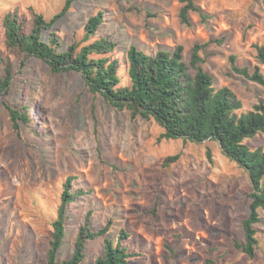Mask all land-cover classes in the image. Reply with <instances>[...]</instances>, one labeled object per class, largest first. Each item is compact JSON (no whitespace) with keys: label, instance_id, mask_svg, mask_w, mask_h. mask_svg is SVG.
<instances>
[{"label":"rangeland","instance_id":"rangeland-1","mask_svg":"<svg viewBox=\"0 0 264 264\" xmlns=\"http://www.w3.org/2000/svg\"><path fill=\"white\" fill-rule=\"evenodd\" d=\"M65 1L0 0V54L8 53L2 25L7 12L18 9L28 29L33 12L50 20ZM195 2L205 20L190 13L187 26L179 20L177 0H75L52 30L66 50L83 39L87 20L102 11L98 36L117 44L114 56L122 65L130 46L147 54L181 46L188 59L194 44L213 40L202 68L214 86L231 89L241 112L264 103V88L233 73L228 62L235 56L238 67H258L264 75L254 48L264 45V0ZM22 58H13L10 92L0 95V264H46L50 223L69 175L76 178L74 189L89 193L68 207L59 261L72 256L90 211L93 230L108 221L111 227L106 236L87 242L81 264H94L104 253V239L116 243L121 230L128 234L122 245L139 254L130 264H264V211L254 225V258L232 245L244 242L242 223L253 189L245 170L217 143L158 141L163 130L155 121L132 120L128 111L107 106L79 73L52 74L41 60L23 65ZM4 103L29 104L31 127L14 131ZM246 142L264 149V133ZM174 155L178 160L164 166Z\"/></svg>","mask_w":264,"mask_h":264},{"label":"trees","instance_id":"trees-1","mask_svg":"<svg viewBox=\"0 0 264 264\" xmlns=\"http://www.w3.org/2000/svg\"><path fill=\"white\" fill-rule=\"evenodd\" d=\"M74 1L66 0L60 13L50 20L33 12L32 26L28 29L18 9L3 16L8 53L0 54V95L10 92L16 68L13 58L23 57V65L26 60L35 58L44 62L52 74L79 73L92 95L101 97L107 106L117 111H128L132 120L140 117L155 121L163 130L158 141L180 139L195 144L217 143L224 156L245 170L252 185L249 215L242 223L244 242L234 240L232 245L249 258H254L257 245L254 225L260 222L259 211H264V149L252 148L246 141L264 133V103L259 102L250 110L241 112L242 102L231 89L214 86L213 76L202 68L206 48L213 40L194 44L188 59L184 58L181 46L155 54L130 46L122 65L121 60L114 56L117 44L107 37L98 36V29L104 21L102 11L87 20L80 42L61 50L60 37L52 29ZM177 2L181 5L178 13L181 23L191 25L190 13H196L205 20V14L195 0ZM254 48L258 63L264 67V45H254ZM228 62L233 73L264 88V75L258 67L252 71L248 67L240 68L232 55ZM4 105L14 131H19L21 125L31 127L29 104L22 108ZM206 156L211 159L209 150H206ZM178 158L179 155L166 157L163 165L167 166ZM75 179L69 175L62 185L56 215L50 223L46 264H81L86 257L87 242L106 236L110 230L111 221L93 230L90 226L92 213L87 212L83 225L77 231L72 256L58 260L66 235L68 207L89 193L83 188L74 189ZM127 238L124 230L119 232L116 243L105 238L104 253L94 264H130V259L139 254L122 245Z\"/></svg>","mask_w":264,"mask_h":264},{"label":"water","instance_id":"water-1","mask_svg":"<svg viewBox=\"0 0 264 264\" xmlns=\"http://www.w3.org/2000/svg\"><path fill=\"white\" fill-rule=\"evenodd\" d=\"M222 150V149H221Z\"/></svg>","mask_w":264,"mask_h":264}]
</instances>
